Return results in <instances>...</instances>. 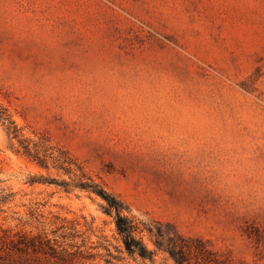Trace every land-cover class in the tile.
Masks as SVG:
<instances>
[{"label": "rangeland", "instance_id": "374dc122", "mask_svg": "<svg viewBox=\"0 0 264 264\" xmlns=\"http://www.w3.org/2000/svg\"><path fill=\"white\" fill-rule=\"evenodd\" d=\"M0 107L76 164L16 154L0 125V226L60 245L0 264H173L123 251L104 200L57 185L81 172L137 221L264 264V0H0Z\"/></svg>", "mask_w": 264, "mask_h": 264}, {"label": "trees", "instance_id": "16d2710c", "mask_svg": "<svg viewBox=\"0 0 264 264\" xmlns=\"http://www.w3.org/2000/svg\"><path fill=\"white\" fill-rule=\"evenodd\" d=\"M0 125L4 128L7 136L15 141L16 146H11V148L16 154H20L44 168L48 167V161H55L57 168L67 174H70L73 169L72 165H76L66 150L48 146L49 140L46 137L41 136L38 141H31L24 137L10 114L2 107H0ZM54 151H57L56 155L53 154ZM37 179H39L37 181H45L43 177ZM33 182L34 179H30V183ZM57 185L62 187L65 192L75 189L85 190L103 199L105 205L102 206V209L106 213L114 212L115 229L123 251L130 255L152 260L158 252H161L166 254L173 264H230L201 237L184 235L171 223L153 221L145 224L137 221L133 216L125 214L123 201L83 172L80 173L79 179L61 181ZM11 198L12 192H5L0 188V206ZM142 233L149 237L152 247H148L143 241ZM57 247L60 245L51 243L47 237L31 235L23 230L13 231L0 226V258L12 255L24 256L30 252L47 253L54 256L58 254ZM58 250L61 252L63 248ZM60 258H62V253Z\"/></svg>", "mask_w": 264, "mask_h": 264}]
</instances>
